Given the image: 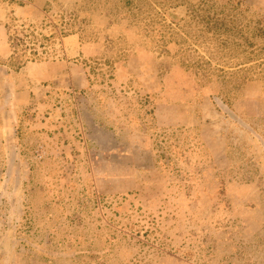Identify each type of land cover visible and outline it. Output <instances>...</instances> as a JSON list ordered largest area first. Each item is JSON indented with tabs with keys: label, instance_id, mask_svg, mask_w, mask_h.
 Instances as JSON below:
<instances>
[{
	"label": "rangeland",
	"instance_id": "374dc122",
	"mask_svg": "<svg viewBox=\"0 0 264 264\" xmlns=\"http://www.w3.org/2000/svg\"><path fill=\"white\" fill-rule=\"evenodd\" d=\"M0 264H264V0H0Z\"/></svg>",
	"mask_w": 264,
	"mask_h": 264
}]
</instances>
